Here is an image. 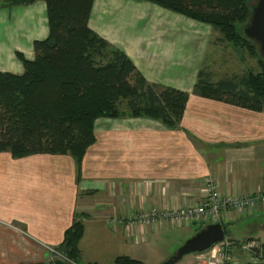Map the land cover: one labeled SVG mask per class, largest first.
<instances>
[{"label":"crops","instance_id":"0c3cea01","mask_svg":"<svg viewBox=\"0 0 264 264\" xmlns=\"http://www.w3.org/2000/svg\"><path fill=\"white\" fill-rule=\"evenodd\" d=\"M205 25L146 0H94L91 29L123 50L149 84L188 92L184 116L174 127L146 116L100 117L80 167L70 154L0 151V264L49 263L47 248L63 245L81 211V264H114L123 255L154 264L145 247L167 237L170 220L159 221L158 233L139 219L145 210L165 213L201 201L207 178L223 195L264 191V110L196 90L200 72L211 83L245 75L205 77L213 31ZM49 32L45 0L1 3L0 71L22 75L19 54L34 60L35 43ZM223 226L234 241V264H264L258 249L244 248L264 243V204L234 213ZM183 261L191 263L192 254Z\"/></svg>","mask_w":264,"mask_h":264},{"label":"trees","instance_id":"16d2710c","mask_svg":"<svg viewBox=\"0 0 264 264\" xmlns=\"http://www.w3.org/2000/svg\"><path fill=\"white\" fill-rule=\"evenodd\" d=\"M4 5L36 0H2ZM49 36L35 43L36 57L26 59L22 75L0 71V151L15 157L35 153L70 154L79 167L96 140L100 117L146 116L169 126L181 122L190 97L186 91L153 86L120 48L89 26L94 0H45ZM166 9L208 23L223 40L244 42L258 55L253 41L242 32L251 15L252 0H146ZM261 72L216 83L202 78L196 90L228 103L264 110V60ZM126 102V109L120 104ZM227 229V226H224ZM228 232V231H227ZM84 225L75 221L66 231L62 254L78 259ZM264 257V243L256 251ZM94 264V263H88ZM114 264H146L119 256Z\"/></svg>","mask_w":264,"mask_h":264},{"label":"built area","instance_id":"2783aa9c","mask_svg":"<svg viewBox=\"0 0 264 264\" xmlns=\"http://www.w3.org/2000/svg\"><path fill=\"white\" fill-rule=\"evenodd\" d=\"M204 197L201 201L181 208L167 210L159 213L157 210L147 209L139 217L141 222L149 220H170L173 224L192 225L196 223H221L224 225L234 213L244 215L259 204H264V191L255 194L223 195L218 184L212 178L205 180L203 189ZM143 223V224H144ZM179 226V225H178ZM234 246L232 238L226 235L223 241L213 244L208 249L192 253L193 260L189 264H234L231 249ZM244 248L249 250L259 249L255 241L244 242ZM58 258L71 264H76L65 254L55 251Z\"/></svg>","mask_w":264,"mask_h":264},{"label":"rangeland","instance_id":"374dc122","mask_svg":"<svg viewBox=\"0 0 264 264\" xmlns=\"http://www.w3.org/2000/svg\"><path fill=\"white\" fill-rule=\"evenodd\" d=\"M255 0H252L251 3H253ZM3 3L2 0H0V4ZM205 28H213V31L211 30V33L209 34L210 38L208 40L210 47L206 54V57L204 59V62H202V69L205 73V77L211 80H218L221 77H224L226 75L230 74H246L248 72H261L263 70L261 63L259 62L260 59L264 58L261 56L259 50L258 55L251 52L250 47L245 44L244 42H241L239 44L231 43L228 41L223 40V34L220 30L215 29L211 25H205ZM250 43L253 46H256L258 49L257 44L254 41H250ZM126 100L120 104L121 109H126ZM86 217V216H85ZM84 218H82V211L80 214H78V217L76 219L77 222H81L83 224ZM167 228H166V235L167 237H162L159 239V237H156L154 240V245L148 244L147 246L151 247L152 250L145 247V253L146 255H150L153 260H155L154 264H159L164 257H166L168 254L172 256L177 249L191 236L195 235L199 230L202 229L198 224H192V225H172V223L169 221L167 222ZM154 225V226H153ZM145 226L148 227H154L156 226V230L158 233H161L162 226L159 225V222L157 220H149L145 222ZM204 228V227H203ZM157 236H163L157 235ZM48 250V260L46 262H51L55 259H57L59 256L57 253L51 252V248H47ZM57 252L62 253L63 249H54ZM62 251V252H61ZM65 255L75 262L76 264H81V262L78 259H73L68 256V254L65 253ZM190 255V254H189ZM189 255H186L184 258L188 257ZM169 256V257H170ZM79 258H81V252L79 254ZM193 260V256H192ZM183 259L176 264H183Z\"/></svg>","mask_w":264,"mask_h":264},{"label":"water","instance_id":"95a60500","mask_svg":"<svg viewBox=\"0 0 264 264\" xmlns=\"http://www.w3.org/2000/svg\"><path fill=\"white\" fill-rule=\"evenodd\" d=\"M244 36L253 40L261 56L264 58V0H255L251 4V15L242 25ZM226 228L221 223H211L189 237L167 260L161 264H176L186 255L201 252L213 244L223 241L226 237ZM47 264H71L57 258Z\"/></svg>","mask_w":264,"mask_h":264}]
</instances>
